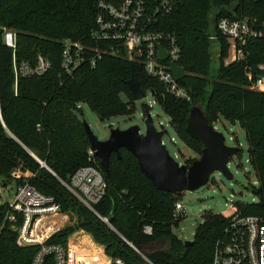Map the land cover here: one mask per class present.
I'll return each mask as SVG.
<instances>
[{"label":"trees","instance_id":"obj_1","mask_svg":"<svg viewBox=\"0 0 264 264\" xmlns=\"http://www.w3.org/2000/svg\"><path fill=\"white\" fill-rule=\"evenodd\" d=\"M96 18L97 0H0L1 184L8 186L11 180L16 188L23 179H14L12 174L31 172L35 175L29 180L31 185L52 196L63 213H76V227L55 234L49 243L67 248L68 237L78 228L105 245L108 257L124 264H147L138 253H147L154 264H212L216 242L232 214L205 213L194 243L185 245L173 233V227L182 222L173 217L182 194L156 189L126 149L120 151V157L111 155L108 173L101 169L107 192L95 208L108 223L79 203L61 180L69 181L77 170L89 165L101 168L98 157L90 156L79 106L87 105L101 121L132 116L137 104L127 82L135 78L146 92L153 91L177 138L200 156L202 143L186 131L192 107L201 105L213 127L220 120L242 126L258 186L252 192L255 203H234L232 211L264 217V93L251 91L246 77L248 67L255 70L264 63V38L248 44L246 61L227 65L229 45L217 30L222 18H249L264 24V0H179L171 13L158 17L154 31L174 37L181 50L179 65L187 76L179 85L186 89L189 100L169 93L142 64L121 57L104 55L94 66L86 62L73 75L67 74L62 67L64 40L82 43L86 58L92 57L94 49H104V43L93 38ZM4 29L16 33L15 49L4 43ZM215 34L219 39L213 42L210 36ZM39 56L51 63L45 74L16 76L15 67L28 63L35 68ZM214 60L219 80L209 90L206 77ZM7 210V203L0 204V227ZM146 226L152 228L151 236L144 234ZM16 237L7 226L0 231V264H30L37 253L38 247H18ZM157 244L159 249L145 252ZM72 253L77 260L75 246ZM98 253H82V261L103 264L102 258L89 257Z\"/></svg>","mask_w":264,"mask_h":264},{"label":"built area","instance_id":"obj_2","mask_svg":"<svg viewBox=\"0 0 264 264\" xmlns=\"http://www.w3.org/2000/svg\"><path fill=\"white\" fill-rule=\"evenodd\" d=\"M178 1L97 0V30L93 38L97 42L104 43L105 47L94 49L92 57L86 58V47L82 43L70 39L64 40L63 69L67 74L73 75L86 62L94 66L101 56L121 57L142 64L146 73L159 79L169 93L189 100L186 89L175 81L170 72L172 64L180 66L181 50L175 38L166 33L154 31L158 17L171 13ZM217 30L229 45L228 57L225 59L227 65L246 61L249 55V52H246L248 44L264 38V24H259L257 20L249 18L241 20L222 18L217 24ZM219 35L210 36V40L218 41ZM4 43L15 49L16 33L4 29ZM161 47L168 54L166 61L160 58ZM217 51L218 48H216ZM50 68V61L39 56L35 68H31L28 63H23L19 68L15 67V74L16 76L18 73L43 75ZM246 77L249 83L248 88L251 91L264 93V63H260L255 70L248 67ZM90 156H94L92 151H90ZM39 162L43 167L46 166L45 163ZM17 172L23 174L17 175L19 178L16 177L23 179V184L14 188L11 202L7 201L11 199L10 191L8 190L6 198L0 189V204H8L0 231L7 226L15 232L18 247L39 248L30 264H92L84 263L82 256L74 260L75 254L71 253L69 245L65 248L60 244L49 243L52 237L49 231L44 232V235L40 233L42 226L48 229L49 221L56 218L62 221L63 217L66 218V214L62 212L61 206L52 196L43 194L30 184L29 180L35 176L33 173L17 170L12 175L14 176ZM61 183L79 203L108 223V219L101 217L95 208L107 192V183L101 168L95 165L80 168L69 181L61 180ZM184 193L180 194L183 196ZM189 215L190 212L181 198L175 204L174 220L183 221ZM143 232L151 236L153 230L150 226H146ZM130 246L133 247L132 244ZM138 254L147 264H154L147 254ZM105 258L106 261H103V264H124L122 260H113L106 254ZM212 264H264V217L232 214L222 237L216 242Z\"/></svg>","mask_w":264,"mask_h":264},{"label":"rangeland","instance_id":"obj_3","mask_svg":"<svg viewBox=\"0 0 264 264\" xmlns=\"http://www.w3.org/2000/svg\"><path fill=\"white\" fill-rule=\"evenodd\" d=\"M217 68V61L214 60L211 72L206 77L208 80L207 88L209 90L212 88V84L219 80ZM136 104L137 110L134 115L114 117L106 121H101L87 105L82 104L79 106V109H82L84 112L83 115H81V119L88 123L93 133L100 140H106L109 137L110 130L112 128L125 130L132 126H139L141 128V132L144 133L146 128L143 120L141 104H145L151 108L150 114L153 118L155 127L158 130H164L167 132L163 137V143L167 146L171 156L180 164H186L188 160L194 161L200 159L201 156L199 154L190 150L179 138H177L174 129L170 125L169 118L163 112L162 108L157 105L150 92H147V97L145 99L141 102H137ZM214 128L216 131L224 134L227 146H236L241 150V152L229 165V170L233 175V180H228L220 173H215L207 186L199 189L198 191H186L183 194V204L188 208L190 215L179 225L173 227V233L185 243L194 240L197 227L204 222L203 215L205 213L212 212L215 214L230 216L234 213L232 211L234 203L239 202L250 204L256 202L252 192L254 190V186H258V181L255 172L249 163L248 144L245 130L240 124H232L225 120L218 121L214 125ZM17 175L23 174L21 172H17L14 176L12 175V178H19ZM7 182L9 185L3 186L0 181V189L3 191L6 198L8 193L5 190L10 191L11 199L7 201L11 202L14 196L15 184L11 180ZM65 214L66 218L63 217L62 221H59L58 218L49 221L47 224L48 229H46L45 226H42L40 233L44 235V232L46 233V231H49L53 237L55 234L68 228L76 227L78 222L76 213L68 211ZM76 234L79 235L78 238H74ZM67 243L70 246L69 250H72L73 246L78 249L79 253H76L77 257H80L82 253H97L100 251V253L90 255L89 257H100L103 261H106L104 254L106 253L105 245L96 243L92 235L84 230L76 228L74 234L68 237ZM160 247V244H157L145 248L144 250L145 252H152Z\"/></svg>","mask_w":264,"mask_h":264},{"label":"water","instance_id":"obj_4","mask_svg":"<svg viewBox=\"0 0 264 264\" xmlns=\"http://www.w3.org/2000/svg\"><path fill=\"white\" fill-rule=\"evenodd\" d=\"M160 58L162 61L168 59V54L162 47ZM170 72L176 82L187 76L185 69L176 64L171 65ZM127 85L136 103L147 97V92L135 78L130 79ZM149 92L154 96L153 91ZM141 110L146 128L144 133L139 126L125 130L112 128L106 140H100L83 120L91 151L98 157L100 167L105 173H108L111 155L114 153L120 157V151L126 149L138 160L141 171L158 190L173 194L195 192L207 186L215 173L233 180L229 165L237 156L239 148L226 145L224 134L209 124L207 114L201 105L192 107L187 119V133L203 145L200 159L194 160L190 166L178 163L171 156L163 143V137L167 132L155 127L147 105L141 104ZM83 113L80 109V114ZM193 243L194 241L186 242L185 245L190 246Z\"/></svg>","mask_w":264,"mask_h":264}]
</instances>
